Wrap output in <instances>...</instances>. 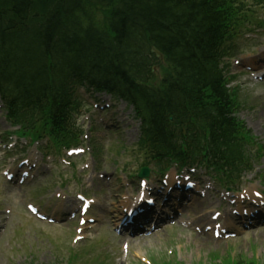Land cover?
Returning a JSON list of instances; mask_svg holds the SVG:
<instances>
[{
    "label": "trees",
    "instance_id": "16d2710c",
    "mask_svg": "<svg viewBox=\"0 0 264 264\" xmlns=\"http://www.w3.org/2000/svg\"><path fill=\"white\" fill-rule=\"evenodd\" d=\"M241 5V0H0V85L17 94L11 115L27 125L43 120L64 129L76 85L137 89L135 78L151 74L156 61L152 44L177 77L167 76L154 104L152 98L129 97L147 119L169 112L178 122L207 117L224 138L230 102L211 64L235 26L232 9ZM88 6L108 10L106 28L83 20ZM174 155L186 156L180 150Z\"/></svg>",
    "mask_w": 264,
    "mask_h": 264
},
{
    "label": "rangeland",
    "instance_id": "374dc122",
    "mask_svg": "<svg viewBox=\"0 0 264 264\" xmlns=\"http://www.w3.org/2000/svg\"><path fill=\"white\" fill-rule=\"evenodd\" d=\"M249 2L245 0V6H249ZM82 13H85L82 18L86 22L92 20L99 27L107 26L109 17L107 9L88 6ZM234 13L242 12L235 9ZM259 15L263 16L264 13L256 11L249 23L257 21ZM257 39L259 37L255 35L243 38L240 53L237 55V51L234 54L236 57L232 60V71H241L240 65L235 63L237 56L244 60L252 49L257 51L264 47L262 41L253 42ZM164 68L167 71V65ZM243 77L245 75L241 76ZM259 86L260 84L248 82L242 89L240 95L242 100L256 107L260 105V101L262 106L264 97L261 90L257 91L258 95H254V89ZM84 101L85 107H89L80 119L86 127L84 154L68 158L69 156L63 152L65 157L63 154L53 153L43 158L36 144L29 145L27 153L31 157L30 165L34 169L39 168V175L26 189V194L14 193L13 190L16 189L12 190L0 178V210L4 209L1 208L3 204H12L11 213L10 211L5 213L11 220L9 229L0 243V264H63L64 261L68 264L73 263L74 252L70 247L76 224L51 225L37 220L29 213L28 202L37 201L41 196L46 198L56 196L60 200L75 199L77 194L82 192L97 201L93 207L94 213L104 215L107 212L109 216H115L117 205L125 197L124 184L130 183V174L135 171L138 162L132 151L120 153L123 148L131 145L133 137L129 134V137L125 138L126 133L109 132L106 128L99 129L97 125L106 115H97L100 107L94 109L93 101L88 96L84 97ZM263 109L264 106L252 118L260 130L264 126ZM3 121L0 118V131L8 127ZM93 150L95 156L91 155ZM42 161L50 167L43 168ZM98 229L104 232L95 235L92 232L93 238L78 248L79 258L83 259L84 264L97 261L101 255L109 258L104 264H117L119 258L124 260L120 264H139L142 262L139 258L165 262L171 260L169 264H233L237 259L249 260L251 256L256 259L253 260L255 264L258 261L264 263V233L252 240L212 244L208 238H194L190 232L183 230L182 223H177L174 227L123 245L114 242L106 224ZM247 242L250 244L247 245Z\"/></svg>",
    "mask_w": 264,
    "mask_h": 264
},
{
    "label": "bare ground",
    "instance_id": "6f19581e",
    "mask_svg": "<svg viewBox=\"0 0 264 264\" xmlns=\"http://www.w3.org/2000/svg\"><path fill=\"white\" fill-rule=\"evenodd\" d=\"M263 113H264V110H263Z\"/></svg>",
    "mask_w": 264,
    "mask_h": 264
}]
</instances>
